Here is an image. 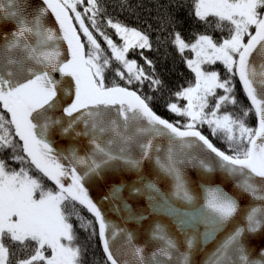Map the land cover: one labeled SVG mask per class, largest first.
<instances>
[{"label":"snow or ice","instance_id":"obj_1","mask_svg":"<svg viewBox=\"0 0 264 264\" xmlns=\"http://www.w3.org/2000/svg\"><path fill=\"white\" fill-rule=\"evenodd\" d=\"M102 11L98 0H86V5L85 0H40L35 7L32 0H0V264H9L12 253L8 242L19 245L22 251L31 248V254L17 259L16 264H82V249L71 223V215L79 217L77 204L99 225L106 264H192L195 236L189 237L185 227L195 229L203 224L207 242L241 213L243 224H234L205 264H264V249L259 258L251 259L242 242L245 234L264 231V0H193L195 17L207 24L214 22L221 31L227 28L228 36L217 42L201 34L194 43H186L179 33L174 35L173 43L182 55L186 49L194 53L186 64L195 74V83L175 93L177 100L187 103L182 108L177 103L168 105L169 111L186 118L183 124L157 115L150 107L151 97L130 88L134 82L142 85L149 81L154 90L162 84L135 60L126 58L130 49H149V36L108 19L107 26L122 41L118 45L97 24ZM49 15L54 17L58 31L48 26ZM85 17L111 56L90 31ZM8 23L12 27L5 30ZM61 41L67 45L66 52ZM113 60L119 67L113 68ZM217 61L231 77H238L250 101L251 108H242V116L220 114L222 107L235 105L237 100L232 79L222 80L217 71L202 67ZM145 62L152 65L147 59ZM109 71L127 86L116 80L106 83ZM217 89L223 94L218 95ZM65 98L70 102L65 103ZM253 110L257 121L254 128L246 123ZM57 112L62 115L57 116ZM81 124L82 131L78 130ZM205 124L213 135L223 134L231 154L202 134L198 126ZM56 133L89 137L91 153L82 157L72 149L62 156L51 139ZM158 137H166L168 147L163 158L155 157V164L172 179L175 198L194 202L182 166L196 162L209 173L219 168L236 181L242 194L261 203L243 209L237 198L216 186L204 189L200 208L180 212L149 182L144 187L157 194L151 199L160 200L154 209L176 216L177 228L185 234L186 250H180V242L164 225L156 224L150 233L155 250L146 254L144 247L132 243L133 236L128 233L132 259L121 260L106 235L110 225L89 198L84 181L114 161L139 169L145 160L153 159V151H161L154 144ZM133 147L140 150L138 158L131 155ZM5 152L9 153L7 158ZM205 152L216 159L200 155ZM9 160L19 167H11ZM63 160H68L67 166ZM77 165L86 168L83 174ZM121 191V187H114L112 198L118 199ZM124 208L131 213L127 203ZM79 218L85 230L92 226ZM120 231L113 230L112 238Z\"/></svg>","mask_w":264,"mask_h":264},{"label":"water","instance_id":"obj_2","mask_svg":"<svg viewBox=\"0 0 264 264\" xmlns=\"http://www.w3.org/2000/svg\"><path fill=\"white\" fill-rule=\"evenodd\" d=\"M39 3L40 0H32L34 7L39 5ZM46 19L48 26H53L58 31V25L55 24L54 17L49 15ZM11 27V23L4 26L5 30L10 29ZM61 49L63 52H66L67 50V45L62 41ZM235 78L243 92L238 77ZM243 94L251 107L250 101L247 99L244 92ZM67 102H70L69 98H65V103ZM56 115L60 116L62 113L57 112ZM64 119L66 120L67 117H64ZM78 130H83L82 124L79 126ZM51 139L54 143L56 151L62 156L68 155L72 149H75L77 155L82 157H87L92 151V146L89 143V137L87 136L77 137L74 134L72 136H61L59 133H56L51 136ZM154 144L158 145L161 148V151L159 153L153 151V159L145 160L139 169H131L124 165L122 161H114L111 166H106L100 169L99 175H90L84 181L89 198L92 199L101 210V214L106 223L110 225L106 235L114 253H116L121 260L132 259L128 252L126 239L128 233H131L133 236L132 243L134 245L144 247L146 254L150 255L151 252L155 250L156 242H153L150 239V233L156 224L164 225L168 233L180 242V250H186L183 243L185 240V234L184 232H180L178 230L176 216L169 215L166 211H157L154 209V205L160 203V200L158 197L156 200L151 199V197L156 196L157 194L150 192L144 187V185L149 182L154 183L160 190V193L166 194L169 197V202L172 206L179 209L180 212L192 213L196 209L200 208L204 203V189L207 187L219 186L229 195L237 198L243 209H248L250 205L261 203L259 201H253L251 197L246 194H242L236 187V181L227 176V174L219 168H216L215 171L209 173L196 165V162L182 166L187 186L195 197L194 202L192 204H188L175 198L172 195V179L161 173L155 164L156 156H160L161 158L165 156L168 147L167 138L158 137L154 140ZM139 152V148L133 147L131 155L134 158H138ZM205 154L212 156L213 160L216 159L211 153L205 152L200 155ZM63 163L67 166L68 160H63ZM77 169L81 174H83L86 170L84 166L80 165H77ZM49 183L51 184V182ZM52 186L54 187V185ZM118 186L122 188V191L118 194V199H113L111 193L113 188ZM135 188L140 189V191H133ZM125 203L131 207V213L125 210ZM79 206L94 219L97 227L100 249L104 259L106 260L102 243L99 238V225L96 223L95 217L86 208L81 205ZM242 216L243 213L238 215L234 223L229 224L227 228L218 232L214 239L207 242L203 239V233L205 231L203 224H199L195 229L185 227L184 231L189 237L195 236L194 248L191 253L192 264H205V261L212 256L219 244L233 229L234 224H243ZM132 217H142V219H135ZM113 230H121L120 234L115 239L112 238ZM242 242L244 243L250 258L257 259L259 258L260 250L264 249V231L257 232L255 234H245Z\"/></svg>","mask_w":264,"mask_h":264},{"label":"trees","instance_id":"obj_3","mask_svg":"<svg viewBox=\"0 0 264 264\" xmlns=\"http://www.w3.org/2000/svg\"><path fill=\"white\" fill-rule=\"evenodd\" d=\"M98 3L103 11L97 18V24L100 30L109 35L118 45L121 44L120 39L116 36L115 30L107 26L108 19L135 28L149 36L151 44L149 49H130L126 58L135 60L145 70L146 74H154L156 78L162 81V84L154 90V86H151L149 81H144L142 85L134 82L130 86L131 90L138 91V94L143 97H151L149 104L157 115L172 123H186V118L169 111L168 105L177 103L181 108L186 105V101L177 100L175 93L188 87L189 84L195 83V75L186 64V59H192L193 53L186 49L182 55L173 43L174 35L179 33L186 43H194L196 37L201 34L209 35L215 41L222 42L228 36L227 28L221 31L216 28L214 22L207 24L198 20L193 12V0H98ZM78 10L82 12L83 7H78ZM213 19L209 17V20ZM85 23L90 31H93L94 36L98 38V42L106 50V54L111 56L103 38L100 37L99 32L92 29L87 17H85ZM81 36L83 39L82 33ZM84 43L87 45L86 39H84ZM146 59L152 62L151 66L145 62ZM116 67L119 65L113 60V68ZM203 68L217 71L222 80L232 79L233 95L237 104H227L221 108L220 114H230L234 117L242 116L241 109L250 108V106L236 78L231 77L219 61L214 65H205ZM113 80L119 82L121 86H127L124 81L114 75V71L107 72L106 83L110 85ZM216 91L218 95L223 94L221 89ZM209 100L210 103L214 104L213 97H210ZM246 123L249 127H256L253 111L246 118ZM198 128L218 149L231 154L222 133L213 135L206 124L200 125ZM8 155V152L3 153L5 158ZM9 164L14 168L19 167L10 160ZM48 186L52 187L49 183ZM76 210L79 212V217H82L85 222L90 221L92 224L85 230L81 227L80 218L71 215V223L78 237L76 243L82 249V264H106L100 249L97 228L93 218L79 205H76ZM8 246L12 253L9 257V264H16L17 259L26 258L31 254V248L22 251L19 245H11L10 242H8Z\"/></svg>","mask_w":264,"mask_h":264},{"label":"rangeland","instance_id":"obj_4","mask_svg":"<svg viewBox=\"0 0 264 264\" xmlns=\"http://www.w3.org/2000/svg\"><path fill=\"white\" fill-rule=\"evenodd\" d=\"M120 43L122 44V41H121V40H120ZM193 58H194V53H193ZM193 58H192V59H193ZM202 66H203V65H202ZM194 75H195V74H194Z\"/></svg>","mask_w":264,"mask_h":264}]
</instances>
